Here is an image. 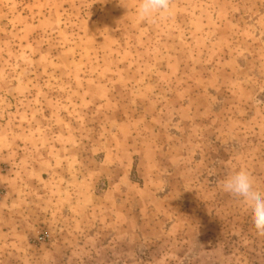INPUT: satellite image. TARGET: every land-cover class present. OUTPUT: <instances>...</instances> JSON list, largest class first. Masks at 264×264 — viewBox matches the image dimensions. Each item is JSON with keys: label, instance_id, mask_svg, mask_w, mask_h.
<instances>
[{"label": "rangeland", "instance_id": "obj_1", "mask_svg": "<svg viewBox=\"0 0 264 264\" xmlns=\"http://www.w3.org/2000/svg\"><path fill=\"white\" fill-rule=\"evenodd\" d=\"M0 0V264H264V0Z\"/></svg>", "mask_w": 264, "mask_h": 264}, {"label": "clouds", "instance_id": "obj_2", "mask_svg": "<svg viewBox=\"0 0 264 264\" xmlns=\"http://www.w3.org/2000/svg\"><path fill=\"white\" fill-rule=\"evenodd\" d=\"M169 12L170 0H140L137 8V16L145 22H153ZM222 186L225 192L241 199L252 214L257 233L264 235V195L254 187L251 173L241 169L228 176Z\"/></svg>", "mask_w": 264, "mask_h": 264}]
</instances>
